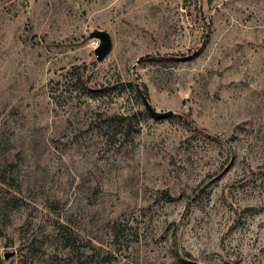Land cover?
I'll list each match as a JSON object with an SVG mask.
<instances>
[{
  "label": "rangeland",
  "instance_id": "374dc122",
  "mask_svg": "<svg viewBox=\"0 0 264 264\" xmlns=\"http://www.w3.org/2000/svg\"><path fill=\"white\" fill-rule=\"evenodd\" d=\"M0 264H264V0H0Z\"/></svg>",
  "mask_w": 264,
  "mask_h": 264
},
{
  "label": "water",
  "instance_id": "95a60500",
  "mask_svg": "<svg viewBox=\"0 0 264 264\" xmlns=\"http://www.w3.org/2000/svg\"><path fill=\"white\" fill-rule=\"evenodd\" d=\"M91 38H97L100 43L95 48L94 52L98 60H103L111 51L113 47V40L111 34L104 29H95L90 34ZM145 106L149 112L156 118H167L173 114L172 110L169 111H158L156 110L148 99L145 98ZM9 255H7L8 257Z\"/></svg>",
  "mask_w": 264,
  "mask_h": 264
},
{
  "label": "trees",
  "instance_id": "16d2710c",
  "mask_svg": "<svg viewBox=\"0 0 264 264\" xmlns=\"http://www.w3.org/2000/svg\"><path fill=\"white\" fill-rule=\"evenodd\" d=\"M137 97L145 103V98L148 95V88L146 85H143L142 87L137 88Z\"/></svg>",
  "mask_w": 264,
  "mask_h": 264
},
{
  "label": "built area",
  "instance_id": "2783aa9c",
  "mask_svg": "<svg viewBox=\"0 0 264 264\" xmlns=\"http://www.w3.org/2000/svg\"><path fill=\"white\" fill-rule=\"evenodd\" d=\"M100 41L97 39L96 42H95V45H99Z\"/></svg>",
  "mask_w": 264,
  "mask_h": 264
}]
</instances>
